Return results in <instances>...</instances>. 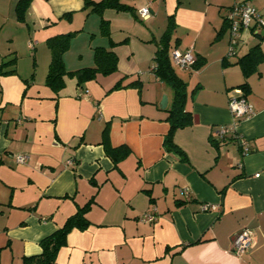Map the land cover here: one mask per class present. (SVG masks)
<instances>
[{
  "label": "crops",
  "instance_id": "0c3cea01",
  "mask_svg": "<svg viewBox=\"0 0 264 264\" xmlns=\"http://www.w3.org/2000/svg\"><path fill=\"white\" fill-rule=\"evenodd\" d=\"M17 1L0 0V264L40 254V241L89 202V226L67 235L56 264H264V28L240 31L229 54L226 21L240 3L264 17V0H121L133 11L101 16L84 0H31L22 20ZM169 23V60L191 114L171 135L179 152L165 143L172 91L152 69ZM69 34L67 71L93 67L96 47L115 53L116 70L49 85L48 40ZM255 46L245 74L240 61ZM187 49L199 69L171 61ZM239 96L253 114L235 123L228 102ZM221 126L230 129L222 139ZM106 147L129 152L115 161ZM145 213L155 220L141 221ZM242 230L255 245L236 257L231 240Z\"/></svg>",
  "mask_w": 264,
  "mask_h": 264
},
{
  "label": "trees",
  "instance_id": "16d2710c",
  "mask_svg": "<svg viewBox=\"0 0 264 264\" xmlns=\"http://www.w3.org/2000/svg\"><path fill=\"white\" fill-rule=\"evenodd\" d=\"M31 0H18L15 12L18 19L22 20L24 12ZM85 8L90 12L98 13L100 16L106 9L116 11H129L133 9L129 5L124 4L121 0H84ZM168 31L162 37L154 56L153 72L157 79L165 83L172 91L171 104L167 109L166 120L170 123V132L165 140L172 150H177L176 146L171 141L172 132L178 128H183L191 123V114L185 110L187 100L186 83L176 74L169 60V34L171 24L169 23ZM101 35L109 37L108 22L101 18L100 22ZM72 34L56 36L48 40V46L51 50V62L47 76V83L55 88L64 86V76L76 77L78 85H81L87 80L93 79L96 74H110L117 68V57L113 51L106 48H94V66L83 68L74 72L66 70L63 62V55L68 50L70 38ZM114 43H111L113 46ZM259 46H255L251 51L241 59V66L245 72H249L250 61L257 56ZM202 64L195 62L192 69H199ZM252 67V66H251ZM121 83L118 82L114 88H119ZM137 82H132L125 87L136 86ZM245 92L247 85L244 83L239 86ZM115 152L113 149L106 147L107 154L116 161V158H121L129 152L126 147H120ZM179 152V150H177ZM91 203L78 208L77 212L69 217L65 224L51 235L43 238L39 245L41 253L32 256L24 257L22 264H56V257L59 250L66 245L67 235L74 229L84 230L89 226L85 215L90 208Z\"/></svg>",
  "mask_w": 264,
  "mask_h": 264
},
{
  "label": "built area",
  "instance_id": "2783aa9c",
  "mask_svg": "<svg viewBox=\"0 0 264 264\" xmlns=\"http://www.w3.org/2000/svg\"><path fill=\"white\" fill-rule=\"evenodd\" d=\"M139 15L142 19H148L150 17V9L145 6L139 10ZM226 21L230 29V46L229 54L234 53L237 45V35L240 31L250 30L252 28L260 27L264 28V20H262L258 11L247 3H240L233 5L226 16ZM32 47V44L29 45ZM171 61L180 70H191L196 62V59L191 49L185 51L174 50L171 52ZM153 69V67H152ZM228 109L232 114L235 123L247 118L253 114V109L250 103L244 96L230 97L228 102ZM230 129L227 126H221L218 130L219 137L226 138L229 135ZM239 147L243 154L248 151L247 143L245 139L236 138ZM24 156H17L16 162L22 163ZM182 193L188 198V192L186 189L182 190ZM215 205L206 204L202 206L203 211L213 210ZM155 215L145 213L141 217V221H153ZM255 245L254 234L249 230H242L233 235L231 240V252L236 257H240L242 254L247 252L251 247Z\"/></svg>",
  "mask_w": 264,
  "mask_h": 264
},
{
  "label": "water",
  "instance_id": "95a60500",
  "mask_svg": "<svg viewBox=\"0 0 264 264\" xmlns=\"http://www.w3.org/2000/svg\"><path fill=\"white\" fill-rule=\"evenodd\" d=\"M160 105H161V108H165L166 107V105H167V98H166V96H163Z\"/></svg>",
  "mask_w": 264,
  "mask_h": 264
},
{
  "label": "rangeland",
  "instance_id": "374dc122",
  "mask_svg": "<svg viewBox=\"0 0 264 264\" xmlns=\"http://www.w3.org/2000/svg\"><path fill=\"white\" fill-rule=\"evenodd\" d=\"M262 20H264V17H262Z\"/></svg>",
  "mask_w": 264,
  "mask_h": 264
}]
</instances>
